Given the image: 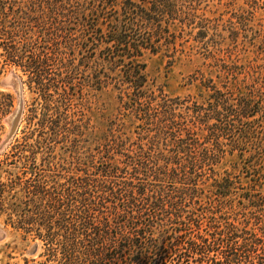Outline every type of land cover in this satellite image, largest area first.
Segmentation results:
<instances>
[{
    "label": "trees",
    "instance_id": "1",
    "mask_svg": "<svg viewBox=\"0 0 264 264\" xmlns=\"http://www.w3.org/2000/svg\"><path fill=\"white\" fill-rule=\"evenodd\" d=\"M199 8L197 0H0L2 69L19 70L45 100L44 112H25L24 142L57 166L56 190L42 168L18 183L16 199L32 208L5 215L48 243L58 264H264V130L249 124L246 84L210 80L201 100L160 97L147 73V56L176 57L187 28L199 27ZM87 32L93 54L77 61L70 52ZM81 74L92 94L117 93L100 136L92 112L69 113Z\"/></svg>",
    "mask_w": 264,
    "mask_h": 264
},
{
    "label": "rangeland",
    "instance_id": "2",
    "mask_svg": "<svg viewBox=\"0 0 264 264\" xmlns=\"http://www.w3.org/2000/svg\"><path fill=\"white\" fill-rule=\"evenodd\" d=\"M197 2L200 7L199 27L187 28V31L190 29L193 31L182 39L184 43L182 46L178 45L180 50L176 57L174 59L168 57L163 51L151 57L147 56L150 83H154L155 88L164 89L167 96L160 97H196L201 100L199 94L205 91L203 83L212 80L221 84L227 79L241 81L247 86V97L250 100L249 124L254 129L264 130V0H197ZM94 38L96 40L95 36ZM92 40L90 33L87 38L78 39L83 47L71 50V55L80 61L84 55L93 54L89 51L90 47L85 48ZM181 49L184 51L183 54ZM2 59L3 56H0V142L9 128L7 118L15 111L19 100L17 91L11 86L3 85L2 81L11 71L16 72L19 77L21 74L12 66L2 69ZM239 66H243L244 69L237 79L233 76L227 78L228 70ZM195 74L197 79L193 77ZM83 76L81 74L71 87L73 93L69 96L72 101L69 113L83 115L92 112V124L96 125V136H100L109 127V120L115 117L118 106L117 93L104 90L94 95L90 92L92 86L82 83ZM26 78L25 76L24 79ZM8 94L13 97V105L5 112L4 105L9 101ZM23 97L25 101L23 116L32 108H37L39 113L44 112L41 108L45 102L44 96L32 92L27 83H23ZM25 124L22 119L16 134L5 148L0 150V229L3 232V236H0V264H58L56 257L47 251L48 243L41 238H34L32 234L26 235L24 230L16 229L5 215L24 207L32 208V205H26L16 199L18 192L21 191L18 183L37 178L42 168L47 169L51 175L48 188L50 191L56 190L53 173L57 166L44 163L43 147L31 145L30 142L33 143L31 139L26 140L29 143L25 144V135L22 132ZM236 160L238 157L232 156L221 170H232V164ZM73 167L66 165V170H62L65 184H68L69 177L74 175L71 171ZM61 168L63 169L62 166ZM78 175H83V171H78ZM52 246H55V243ZM169 263L170 261L167 262Z\"/></svg>",
    "mask_w": 264,
    "mask_h": 264
},
{
    "label": "water",
    "instance_id": "3",
    "mask_svg": "<svg viewBox=\"0 0 264 264\" xmlns=\"http://www.w3.org/2000/svg\"><path fill=\"white\" fill-rule=\"evenodd\" d=\"M2 84L5 86L13 87L18 93L19 100L15 111L7 118L9 128L6 135L0 142V150L5 148V146L9 143L11 138L18 131L21 121L23 119L24 105H25V101L23 97V83L21 81V78L16 72L11 71L9 75L2 81ZM0 236H3V232L1 231V229H0Z\"/></svg>",
    "mask_w": 264,
    "mask_h": 264
}]
</instances>
